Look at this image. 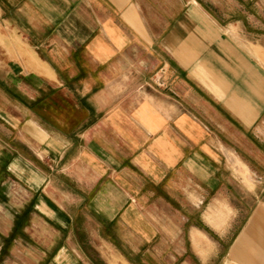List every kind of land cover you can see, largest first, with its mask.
Masks as SVG:
<instances>
[{
	"label": "crops",
	"instance_id": "1",
	"mask_svg": "<svg viewBox=\"0 0 264 264\" xmlns=\"http://www.w3.org/2000/svg\"><path fill=\"white\" fill-rule=\"evenodd\" d=\"M0 173L54 264H264V0H0Z\"/></svg>",
	"mask_w": 264,
	"mask_h": 264
},
{
	"label": "rangeland",
	"instance_id": "2",
	"mask_svg": "<svg viewBox=\"0 0 264 264\" xmlns=\"http://www.w3.org/2000/svg\"><path fill=\"white\" fill-rule=\"evenodd\" d=\"M3 182L4 177L0 173V264H54L52 258L46 254L44 257L43 249L37 248L35 243L23 233L24 224L22 223L25 218L22 216L21 204L23 200L21 194L14 187L12 189L6 188L5 185H2ZM213 247H215L213 251L216 255V245ZM86 251L96 259L94 250L87 248ZM78 253L80 255V252ZM221 255H223V251ZM83 256V254L80 255V257ZM75 259L73 257V262L68 264H78L74 263ZM83 260L85 259L83 258ZM206 264L223 263L222 261L216 263L215 256L214 260L212 259Z\"/></svg>",
	"mask_w": 264,
	"mask_h": 264
}]
</instances>
